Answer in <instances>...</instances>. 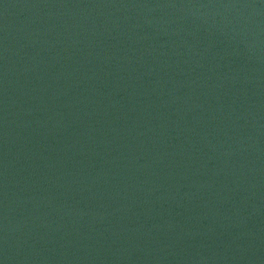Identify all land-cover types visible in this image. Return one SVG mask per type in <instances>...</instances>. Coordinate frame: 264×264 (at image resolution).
I'll list each match as a JSON object with an SVG mask.
<instances>
[{"label": "water", "instance_id": "obj_1", "mask_svg": "<svg viewBox=\"0 0 264 264\" xmlns=\"http://www.w3.org/2000/svg\"><path fill=\"white\" fill-rule=\"evenodd\" d=\"M0 264H264V0H0Z\"/></svg>", "mask_w": 264, "mask_h": 264}]
</instances>
